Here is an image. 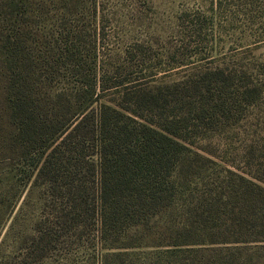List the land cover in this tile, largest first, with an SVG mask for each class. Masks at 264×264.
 I'll return each instance as SVG.
<instances>
[{
  "label": "trees",
  "instance_id": "obj_1",
  "mask_svg": "<svg viewBox=\"0 0 264 264\" xmlns=\"http://www.w3.org/2000/svg\"><path fill=\"white\" fill-rule=\"evenodd\" d=\"M228 1L240 47L224 50L219 0L150 66L143 41L104 52L97 0H0V183L36 178L90 212L100 264H249L245 247L264 248V0Z\"/></svg>",
  "mask_w": 264,
  "mask_h": 264
},
{
  "label": "rangeland",
  "instance_id": "obj_2",
  "mask_svg": "<svg viewBox=\"0 0 264 264\" xmlns=\"http://www.w3.org/2000/svg\"><path fill=\"white\" fill-rule=\"evenodd\" d=\"M218 1L97 0L98 15H103L105 27L107 48L104 52L110 53L111 50L116 54L125 45L143 41L146 46L149 44V51L154 54L150 65L153 66L163 48L175 43L177 27L180 29L178 21L180 25L185 14L191 15L197 10L210 14L212 6L218 8ZM227 3L223 0L222 10L226 13L224 10L227 9V14H221L220 18L226 23L228 32L233 34L231 39L227 38L224 49L229 51L241 46L239 39L245 24L242 16L236 15L241 7L233 1ZM255 22L250 28L259 35L264 32V20L257 18ZM220 48L223 50L222 46ZM17 176L15 185L0 183V264H100L101 253L90 212L86 216L79 209L72 210L67 197L55 200L42 180L26 181L22 174ZM60 206L73 211L71 220L60 218L58 221ZM78 214L81 217L78 218ZM245 248V253L253 254L249 264H264V248L260 244ZM150 264L166 262L153 260Z\"/></svg>",
  "mask_w": 264,
  "mask_h": 264
}]
</instances>
